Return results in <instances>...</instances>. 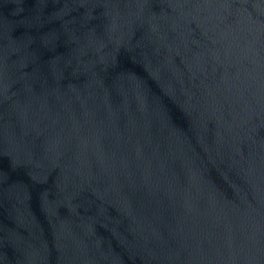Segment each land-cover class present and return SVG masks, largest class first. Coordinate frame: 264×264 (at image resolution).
<instances>
[{
  "label": "water",
  "instance_id": "obj_1",
  "mask_svg": "<svg viewBox=\"0 0 264 264\" xmlns=\"http://www.w3.org/2000/svg\"><path fill=\"white\" fill-rule=\"evenodd\" d=\"M0 264H264V0H0Z\"/></svg>",
  "mask_w": 264,
  "mask_h": 264
}]
</instances>
